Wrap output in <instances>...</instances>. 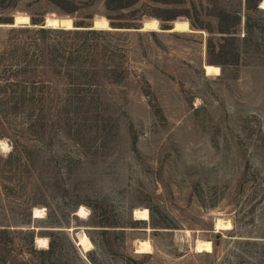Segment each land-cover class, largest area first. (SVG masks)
<instances>
[{
	"label": "rangeland",
	"instance_id": "1",
	"mask_svg": "<svg viewBox=\"0 0 264 264\" xmlns=\"http://www.w3.org/2000/svg\"><path fill=\"white\" fill-rule=\"evenodd\" d=\"M52 14L119 30L35 27ZM153 19L160 31L140 30ZM178 21L189 30L167 32ZM0 142V264H264V10L0 0Z\"/></svg>",
	"mask_w": 264,
	"mask_h": 264
},
{
	"label": "bare ground",
	"instance_id": "2",
	"mask_svg": "<svg viewBox=\"0 0 264 264\" xmlns=\"http://www.w3.org/2000/svg\"><path fill=\"white\" fill-rule=\"evenodd\" d=\"M260 9L264 10V0L260 3ZM46 21L48 23L47 28H53V29H72V20L68 17L66 18H61L56 16L55 14L49 15L46 18ZM95 25L97 30H111L109 27V21L107 18L102 17L97 20H95ZM21 24H30V18L27 15H18L16 17L15 25H10L12 27H16ZM62 25V26H61ZM145 29L143 31H160V24L157 20L153 19L150 21H147L144 24ZM174 29L173 30H168L167 32H178V31H187L189 30V25L187 22H182L178 21L174 24ZM205 71L207 72L208 75L210 76H219L221 75V69L218 66L214 65H206L204 67ZM7 144V143H6ZM6 144L1 143V147L5 150L7 148ZM45 216V210L44 209H38L35 208L33 210V218L34 219H42ZM87 216V211L84 208H81L77 212V217L79 218H86ZM133 217L137 221H142V222H147L150 221V211L147 208H136L133 212ZM215 228L216 232L220 231H229L232 229V224L229 221H226L222 218H218L215 222ZM35 229V228H31ZM73 231L74 229H70ZM77 246L82 247L85 251H88L92 249L93 243L90 241L87 235L80 236L79 239L76 240ZM138 247L136 249V253L138 254H148L153 252V248L151 245V241L149 240H140L138 241ZM36 246L41 249H48L49 247V239L47 237H38L36 238ZM195 251L197 253H211L213 252V243L209 240H202L198 239L195 243Z\"/></svg>",
	"mask_w": 264,
	"mask_h": 264
},
{
	"label": "water",
	"instance_id": "3",
	"mask_svg": "<svg viewBox=\"0 0 264 264\" xmlns=\"http://www.w3.org/2000/svg\"><path fill=\"white\" fill-rule=\"evenodd\" d=\"M260 6H261V4H259V9H260ZM12 25H15V23L14 24H12ZM47 25H48V23H47V21H45L42 25H39V26H35L36 28H41V29H45V28H47ZM62 26V25H61ZM173 26H174V24H173ZM109 27H110V29L111 30H119V29H115V28H113L110 24H109ZM60 29H63V28H60ZM145 29V27L143 26L140 30L141 31H143ZM174 29V27H172V28H170V29H167V31L168 30H173ZM66 30V29H65ZM69 30H76V31H93V30H97V28H96V25H95V23H93V25L92 26H88V27H76V26H74L73 24H72V29H69ZM32 230H34V229H32Z\"/></svg>",
	"mask_w": 264,
	"mask_h": 264
},
{
	"label": "trees",
	"instance_id": "4",
	"mask_svg": "<svg viewBox=\"0 0 264 264\" xmlns=\"http://www.w3.org/2000/svg\"><path fill=\"white\" fill-rule=\"evenodd\" d=\"M248 2L250 1V0H247ZM263 0H255V8L257 7V5L259 6V4L262 2ZM93 33H95L96 31H92ZM32 237H33V235H32Z\"/></svg>",
	"mask_w": 264,
	"mask_h": 264
}]
</instances>
